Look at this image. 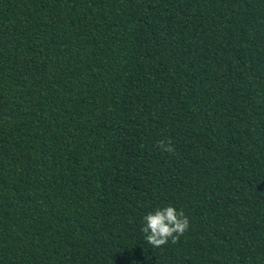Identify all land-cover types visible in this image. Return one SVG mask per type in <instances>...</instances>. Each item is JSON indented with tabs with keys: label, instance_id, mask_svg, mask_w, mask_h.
Wrapping results in <instances>:
<instances>
[{
	"label": "trees",
	"instance_id": "trees-1",
	"mask_svg": "<svg viewBox=\"0 0 264 264\" xmlns=\"http://www.w3.org/2000/svg\"><path fill=\"white\" fill-rule=\"evenodd\" d=\"M0 264H264V0H0Z\"/></svg>",
	"mask_w": 264,
	"mask_h": 264
},
{
	"label": "clouds",
	"instance_id": "clouds-1",
	"mask_svg": "<svg viewBox=\"0 0 264 264\" xmlns=\"http://www.w3.org/2000/svg\"><path fill=\"white\" fill-rule=\"evenodd\" d=\"M155 146L163 152L175 153V147L170 138L157 140ZM143 221L140 230L144 234L146 242L154 248H161L169 242L177 243L190 227L185 212L182 209L177 210L170 204L148 212L143 217Z\"/></svg>",
	"mask_w": 264,
	"mask_h": 264
}]
</instances>
